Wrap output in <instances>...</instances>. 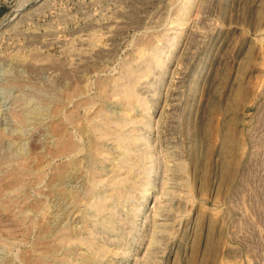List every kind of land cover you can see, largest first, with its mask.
I'll use <instances>...</instances> for the list:
<instances>
[{
	"label": "rangeland",
	"instance_id": "374dc122",
	"mask_svg": "<svg viewBox=\"0 0 264 264\" xmlns=\"http://www.w3.org/2000/svg\"><path fill=\"white\" fill-rule=\"evenodd\" d=\"M0 264H264V0H0Z\"/></svg>",
	"mask_w": 264,
	"mask_h": 264
},
{
	"label": "water",
	"instance_id": "95a60500",
	"mask_svg": "<svg viewBox=\"0 0 264 264\" xmlns=\"http://www.w3.org/2000/svg\"><path fill=\"white\" fill-rule=\"evenodd\" d=\"M35 3H36V1L33 2V3H31L29 6L31 7V6H33ZM29 6H28V7H29ZM24 9H25V8H24ZM20 11H21V10H20ZM20 11H18V13H19ZM14 17H15V16H14ZM14 17H13V18H14ZM13 18H12V19H13ZM8 23H10V19L7 20V21L2 25V27H3V26H6Z\"/></svg>",
	"mask_w": 264,
	"mask_h": 264
},
{
	"label": "bare ground",
	"instance_id": "6f19581e",
	"mask_svg": "<svg viewBox=\"0 0 264 264\" xmlns=\"http://www.w3.org/2000/svg\"><path fill=\"white\" fill-rule=\"evenodd\" d=\"M20 4H21V3H20ZM23 5H24V4H22V6H21L22 8H23ZM21 7H18V8L20 9ZM18 8H17V9H18ZM14 15H15V12H13V13L10 15L9 19L13 18Z\"/></svg>",
	"mask_w": 264,
	"mask_h": 264
}]
</instances>
